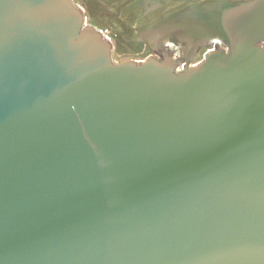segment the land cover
<instances>
[{
  "label": "water",
  "instance_id": "obj_1",
  "mask_svg": "<svg viewBox=\"0 0 264 264\" xmlns=\"http://www.w3.org/2000/svg\"><path fill=\"white\" fill-rule=\"evenodd\" d=\"M190 16L149 35L229 53L179 72L0 0V264H264V0Z\"/></svg>",
  "mask_w": 264,
  "mask_h": 264
},
{
  "label": "flooded vegetation",
  "instance_id": "obj_2",
  "mask_svg": "<svg viewBox=\"0 0 264 264\" xmlns=\"http://www.w3.org/2000/svg\"><path fill=\"white\" fill-rule=\"evenodd\" d=\"M255 1L72 0L82 9L86 25L100 30L108 38L112 44V59L115 64L160 59L159 52L166 51L179 72L199 67L213 52L224 50L229 53V49L210 37H153L149 35L153 28L178 15L189 13L191 16L187 22H195L199 20L200 14L218 12L224 6L247 5ZM178 30L182 31L181 28Z\"/></svg>",
  "mask_w": 264,
  "mask_h": 264
},
{
  "label": "built area",
  "instance_id": "obj_3",
  "mask_svg": "<svg viewBox=\"0 0 264 264\" xmlns=\"http://www.w3.org/2000/svg\"><path fill=\"white\" fill-rule=\"evenodd\" d=\"M104 34V33H103ZM105 36V35H104ZM106 37V36H105ZM107 38V37H106ZM108 39V38H107Z\"/></svg>",
  "mask_w": 264,
  "mask_h": 264
}]
</instances>
